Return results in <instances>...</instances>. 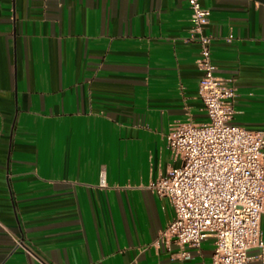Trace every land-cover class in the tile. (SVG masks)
<instances>
[{
  "label": "crops",
  "instance_id": "obj_1",
  "mask_svg": "<svg viewBox=\"0 0 264 264\" xmlns=\"http://www.w3.org/2000/svg\"><path fill=\"white\" fill-rule=\"evenodd\" d=\"M199 3L228 122L264 131V2ZM189 17L187 0H0V264H215L211 239L159 240L173 209L151 187L178 165L170 125L207 121Z\"/></svg>",
  "mask_w": 264,
  "mask_h": 264
},
{
  "label": "built area",
  "instance_id": "obj_2",
  "mask_svg": "<svg viewBox=\"0 0 264 264\" xmlns=\"http://www.w3.org/2000/svg\"><path fill=\"white\" fill-rule=\"evenodd\" d=\"M187 3L189 39L199 45L197 92L207 121H175L165 135L166 146L178 165L151 184L173 209L159 240L182 249L211 239L213 263L247 264L248 249L264 246L260 229L264 215V131L228 122L236 91L228 80L215 74L211 39L203 32L209 11L199 0ZM103 184L101 177L100 186Z\"/></svg>",
  "mask_w": 264,
  "mask_h": 264
},
{
  "label": "water",
  "instance_id": "obj_3",
  "mask_svg": "<svg viewBox=\"0 0 264 264\" xmlns=\"http://www.w3.org/2000/svg\"><path fill=\"white\" fill-rule=\"evenodd\" d=\"M260 1H263L264 2V0H260Z\"/></svg>",
  "mask_w": 264,
  "mask_h": 264
}]
</instances>
